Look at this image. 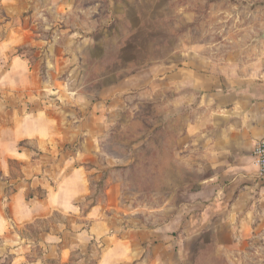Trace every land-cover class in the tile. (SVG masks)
<instances>
[{
  "label": "crops",
  "instance_id": "crops-1",
  "mask_svg": "<svg viewBox=\"0 0 264 264\" xmlns=\"http://www.w3.org/2000/svg\"><path fill=\"white\" fill-rule=\"evenodd\" d=\"M9 1L0 0L6 15L0 20V64L24 42V29L7 20L16 14ZM258 60L241 72L226 64L219 69L208 57L186 66L177 59L158 63V99L163 108L166 101L173 104L175 127L182 123L174 133V177L185 180L172 191V212L149 224L145 216L121 210L113 193L107 206L93 204L80 214L78 201L91 188L76 163L94 159L91 152H99L101 133L63 125L51 110H23L22 94L35 87L36 79L27 62L12 55L0 69V204L3 187L15 184L8 216L0 209V237L5 238L0 257L12 255L9 264H215L200 257L209 246L219 251L223 264H242L232 248L264 232V177L253 157L255 144L264 138V58ZM79 133L86 136L77 152L59 153L58 145L73 143ZM21 141L32 142L39 154L33 156ZM11 159L21 164L16 178ZM37 187L44 196L27 197ZM165 209L169 200L151 213ZM53 211L62 219L51 221L33 244L9 247L8 222L19 227ZM32 248L40 254L28 259Z\"/></svg>",
  "mask_w": 264,
  "mask_h": 264
},
{
  "label": "rangeland",
  "instance_id": "rangeland-1",
  "mask_svg": "<svg viewBox=\"0 0 264 264\" xmlns=\"http://www.w3.org/2000/svg\"><path fill=\"white\" fill-rule=\"evenodd\" d=\"M7 4L16 11L7 20L23 28L25 35L24 42L3 58L0 69L17 55L36 79L35 87L22 94L21 108L51 110L63 125L101 133L99 152H91L94 159L76 163L91 188L78 201L80 214L93 204L107 206L113 193L121 210L145 216L149 224L167 218L175 184L185 180L174 177L173 164L174 133L182 123L175 127L173 104L166 101L163 108L158 99V63L177 59L186 66L208 57L219 69L223 64L236 72L249 69L250 63L264 58L260 37L264 0H10ZM5 16L0 6V20ZM85 136L79 133L73 143H60L59 153H76ZM20 145L31 149L33 156L39 154L32 142ZM9 166L16 178L21 164L11 159ZM3 181L0 176L1 186ZM14 185L8 182L3 187L0 209L6 217ZM44 194L37 187L27 197L40 199ZM168 200L169 210L151 213ZM62 217L53 211L19 227L8 222L9 247L21 241L33 244L40 231ZM259 237L232 248L242 264H264V232ZM3 241L0 237V246ZM218 252L208 246L200 257L223 264ZM39 254L32 248L27 258ZM9 256L2 260L9 262Z\"/></svg>",
  "mask_w": 264,
  "mask_h": 264
},
{
  "label": "built area",
  "instance_id": "built-area-1",
  "mask_svg": "<svg viewBox=\"0 0 264 264\" xmlns=\"http://www.w3.org/2000/svg\"><path fill=\"white\" fill-rule=\"evenodd\" d=\"M253 157L259 166V175L264 177V138L260 139L254 146Z\"/></svg>",
  "mask_w": 264,
  "mask_h": 264
},
{
  "label": "trees",
  "instance_id": "trees-1",
  "mask_svg": "<svg viewBox=\"0 0 264 264\" xmlns=\"http://www.w3.org/2000/svg\"><path fill=\"white\" fill-rule=\"evenodd\" d=\"M1 261L3 262V263H1V264H9V262H8L6 259H3V260H2V258L0 257V262H1Z\"/></svg>",
  "mask_w": 264,
  "mask_h": 264
},
{
  "label": "water",
  "instance_id": "water-1",
  "mask_svg": "<svg viewBox=\"0 0 264 264\" xmlns=\"http://www.w3.org/2000/svg\"><path fill=\"white\" fill-rule=\"evenodd\" d=\"M260 37H261V39H264V32L261 34Z\"/></svg>",
  "mask_w": 264,
  "mask_h": 264
}]
</instances>
